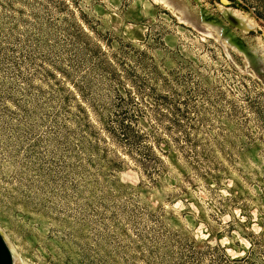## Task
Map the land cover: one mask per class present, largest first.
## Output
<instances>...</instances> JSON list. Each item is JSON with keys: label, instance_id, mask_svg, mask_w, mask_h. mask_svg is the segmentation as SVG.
<instances>
[{"label": "rangeland", "instance_id": "374dc122", "mask_svg": "<svg viewBox=\"0 0 264 264\" xmlns=\"http://www.w3.org/2000/svg\"><path fill=\"white\" fill-rule=\"evenodd\" d=\"M168 1L0 0V231L14 264H264V76L188 19L247 17L252 30L233 31L264 65V0ZM129 93L176 152L161 173L113 138ZM208 244L246 260L216 261Z\"/></svg>", "mask_w": 264, "mask_h": 264}, {"label": "trees", "instance_id": "16d2710c", "mask_svg": "<svg viewBox=\"0 0 264 264\" xmlns=\"http://www.w3.org/2000/svg\"><path fill=\"white\" fill-rule=\"evenodd\" d=\"M121 100L117 106L118 110H115L114 118L111 121L113 138L123 145L125 152L133 156L136 162L143 164L145 168L153 171V173H161V164H163L165 158L172 162L176 159V152L172 144L166 135L159 133L160 128L155 123H152L149 127L143 125L148 110L146 109L147 106L144 108L143 105L146 104L143 103L142 99L138 103L137 98L129 93L126 98L122 97ZM130 104H134V107L130 108ZM163 116L156 118L158 123ZM206 248L208 252H220L219 256L215 258L216 261L227 259L230 262L238 263L246 260L245 257L231 260L228 254L220 247H213L208 244ZM255 249L256 245L251 243L248 254L251 256Z\"/></svg>", "mask_w": 264, "mask_h": 264}, {"label": "water", "instance_id": "95a60500", "mask_svg": "<svg viewBox=\"0 0 264 264\" xmlns=\"http://www.w3.org/2000/svg\"><path fill=\"white\" fill-rule=\"evenodd\" d=\"M198 2V0H196ZM188 12V10H186ZM225 13V19L230 23L231 26L238 28L244 32H250L252 29L246 30L241 24L238 16ZM189 14V13H188ZM212 15L205 9L200 8L201 21L197 22L188 16L189 22L197 28L204 29V26H211L219 34L222 40L226 41L228 46L231 48L239 47L237 50L243 54L249 64V68L253 69L257 75L264 76V65L262 64L263 58L259 55V48L248 47L244 40L239 38L237 34L232 30L231 26L226 25L222 20L211 17ZM234 45V46H233ZM236 50V49H235ZM0 264H14V254L9 247L4 235L0 231Z\"/></svg>", "mask_w": 264, "mask_h": 264}, {"label": "bare ground", "instance_id": "6f19581e", "mask_svg": "<svg viewBox=\"0 0 264 264\" xmlns=\"http://www.w3.org/2000/svg\"><path fill=\"white\" fill-rule=\"evenodd\" d=\"M162 1H165L166 3H169L170 5H173L174 8H176V5L173 4L172 2H169L168 0H162ZM221 9H222V8H221ZM226 13H228V11H226ZM238 18L240 19L241 24L244 26V28H245L246 30L252 29V26L244 25V23L246 22V20H248L247 17H244V16H242V15H238ZM248 24H251V23L248 22ZM233 46H234V45H233ZM238 48H239V47H236V46L233 47V49H236V50H239Z\"/></svg>", "mask_w": 264, "mask_h": 264}, {"label": "flooded vegetation", "instance_id": "af4514ba", "mask_svg": "<svg viewBox=\"0 0 264 264\" xmlns=\"http://www.w3.org/2000/svg\"><path fill=\"white\" fill-rule=\"evenodd\" d=\"M226 11H228V13L229 14H232V15H235L231 10H225V12ZM212 15V14H211ZM235 16H237V15H235ZM211 17H213V18H217V19H219V20H222L226 25H228V26H231L230 25V23L227 21V19H225V13L224 12H221V17L219 18V17H216V16H214V15H212ZM231 28H232V30L233 29H237V30H240V29H238V28H235L234 26H231ZM238 36V35H237ZM239 37V36H238ZM240 38V37H239Z\"/></svg>", "mask_w": 264, "mask_h": 264}]
</instances>
